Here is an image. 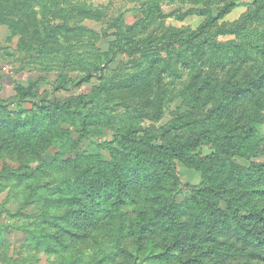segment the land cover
I'll return each instance as SVG.
<instances>
[{
    "label": "trees",
    "instance_id": "16d2710c",
    "mask_svg": "<svg viewBox=\"0 0 264 264\" xmlns=\"http://www.w3.org/2000/svg\"><path fill=\"white\" fill-rule=\"evenodd\" d=\"M39 1L58 3L19 0L21 8H32L23 17L35 23L25 45L52 52L58 38L38 30ZM163 1L140 0L142 18L132 25L118 21L106 51L88 60L74 56L75 79L66 57L47 52L61 64H50L61 70L52 93L37 91L47 80L40 78L15 84L16 96L0 100V196L15 193L18 207L12 213L0 206V264H36L42 254L55 264H264V32L249 33L248 40L237 33L226 43L211 39L210 30L240 0L197 1L169 13ZM8 2L0 0V19ZM189 16L201 24L167 36L150 33L156 21ZM126 54L151 61L139 81L121 91L127 106L150 120L163 117L159 85L188 70L187 84L172 96L182 110L166 125L115 127L114 118L97 111L111 85L97 73ZM95 79L101 84L88 94L64 102L55 96ZM109 129L111 139L101 138L96 152L80 150L84 140ZM52 148L58 152L46 163ZM177 163L198 171L201 183L183 186ZM182 188L189 195L178 202ZM36 207L35 214L25 213ZM13 231L27 235L18 253L4 237Z\"/></svg>",
    "mask_w": 264,
    "mask_h": 264
},
{
    "label": "rangeland",
    "instance_id": "374dc122",
    "mask_svg": "<svg viewBox=\"0 0 264 264\" xmlns=\"http://www.w3.org/2000/svg\"><path fill=\"white\" fill-rule=\"evenodd\" d=\"M6 1L9 2L5 4V9L1 12L3 16L5 14V17L0 19V100L2 101H9L16 96L14 91L15 84L27 86L30 81H36L40 78H46L47 80L39 83L37 91L40 94L44 92L52 93L54 82L61 71L55 65L61 66V64L49 58L47 52L59 60H63L66 57L67 59H65L70 62L67 72H71L69 73L70 77L75 79L77 73L75 74L76 71L74 70L76 69L73 64L71 65V62L74 61V56L77 59L86 58L88 60L94 52L106 51L108 43L114 41V37L110 34L115 31L111 28L118 21V24L123 22L125 25H132L142 18L140 0H58V3L56 2L52 5L39 1L34 7L38 14V30L41 29L42 33H40L43 35L50 33L52 36H57L58 41H56V45L50 47L52 49L51 52L48 51V47L38 48L35 46L34 44H39L40 42L37 40L36 43H33L32 48L35 46L38 50L33 52L29 51L27 45H25V43H30L25 38L33 34L35 23L33 21L28 22L23 17L24 14L32 15V8H21L19 0ZM197 1L206 2L210 6L222 4V0H164L161 7L165 12L169 13L171 10H177L184 6L190 8L189 6ZM257 1H260L258 8L256 6ZM81 8L86 10L82 11ZM243 16L246 17L244 20L242 19ZM4 20L7 23L4 24ZM201 21L202 19L195 16H189L182 21L173 19L164 22L156 21L152 24L150 33L157 37H161L163 34L167 36L170 29L178 31L195 29L201 24ZM17 22H19V28L14 29L13 23ZM221 27L231 29L232 33L219 34V28ZM260 32H264V0H240L234 11L221 21L218 26L210 30L211 39H217L220 43L236 41L237 33L238 37L248 40L249 36L247 35L249 33L254 35ZM43 49L44 51H42ZM71 52L73 56L70 54ZM114 54H116V51ZM130 54L118 55L113 63L107 62L108 70L106 72L97 73L98 77L104 74L106 82L111 84L108 88L109 92L100 103L97 111H102L114 118L113 124L115 127L160 128L171 121L172 113L182 110L181 101L172 99V96L178 95L187 84L188 70L183 71L175 82L166 79L161 86L159 85L160 90H157V92L162 93L163 117L160 121L150 120L142 115L139 108H135L136 105L127 106L130 102L124 101L121 97L123 94L121 91L125 90L129 83L138 82L141 74L151 64L149 59ZM158 54L164 55L165 51ZM205 60H207L206 57L199 63ZM52 63H55V65L50 66ZM105 67L106 65L103 66V69ZM100 84L101 81L95 79L92 84L74 87L67 92L55 94V96L59 102H64L67 98L88 94ZM168 100L172 101L166 104ZM24 108H27V106H24ZM17 109V106L12 107V110L17 111ZM75 136L77 137L78 135ZM111 136L109 129V131L104 133V136L84 140L80 150L87 154L94 153L98 150L97 144L101 143L100 139H111ZM57 152V149L52 148L45 155L46 163L53 162ZM210 152V148H203L205 155ZM73 155L65 156V159ZM8 164L16 167L18 165L11 161H8ZM177 171L183 186H197L201 183V174L198 171L188 169L181 163H177ZM181 190L177 194L178 202H184L189 195L187 188H182ZM15 196V193H4L0 196V206L15 213L18 209L14 202ZM37 211V207L29 208L25 213L32 215ZM4 237L11 245L14 253L20 252V247L27 240L25 233L15 231L5 234ZM38 258L36 264H55V260L48 258L46 255L42 254Z\"/></svg>",
    "mask_w": 264,
    "mask_h": 264
}]
</instances>
